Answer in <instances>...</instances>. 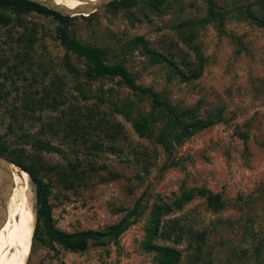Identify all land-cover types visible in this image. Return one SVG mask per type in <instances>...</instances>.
Listing matches in <instances>:
<instances>
[{"label":"rangeland","instance_id":"rangeland-1","mask_svg":"<svg viewBox=\"0 0 264 264\" xmlns=\"http://www.w3.org/2000/svg\"><path fill=\"white\" fill-rule=\"evenodd\" d=\"M22 18V26L0 25V136L12 121L6 107L46 105L58 94L60 109L37 111L25 130L42 137L39 118L49 117L51 149L22 146L48 186L55 227L106 233L79 252L33 240L27 264H160L156 246L180 252L178 264H264V0H135L89 19ZM62 30L101 49L109 71L96 73L94 61L69 51ZM29 37L32 58L20 79H7ZM10 174L36 226V186L12 166ZM198 189L222 206L196 197L161 217L151 239L153 214ZM115 225L124 228L117 238L108 230Z\"/></svg>","mask_w":264,"mask_h":264},{"label":"trees","instance_id":"trees-1","mask_svg":"<svg viewBox=\"0 0 264 264\" xmlns=\"http://www.w3.org/2000/svg\"><path fill=\"white\" fill-rule=\"evenodd\" d=\"M164 0H156L157 4H163ZM135 4V0H123L119 2L118 0H113L107 6L112 10H117L120 8L129 9ZM28 12H36L46 16H54L58 17L62 20H73L72 17H65L57 12H54L44 6L39 5L31 0H0V25L8 26L11 23H16L20 26L23 25V14ZM93 15V14H92ZM84 17L85 19H89L92 17ZM61 39L63 44L68 47L69 51L77 54L79 57H87L90 61L95 62V70L96 73H107L109 70L107 66L102 63V50L96 49L94 47L85 48L84 43L74 41L70 39L69 35L65 33L63 30L61 31ZM25 41V50L26 54L23 58L16 60L13 62L11 66H9L6 71L5 75L7 79L11 77H15L16 80L20 79L23 75V68L31 58L32 54H30L29 50H34V46L36 43V39L33 37H29ZM139 41V39H138ZM21 46H18L17 49L15 47H11L13 53L18 54L17 50L20 49ZM5 64H0V70L4 68ZM121 67V71L125 72V79L124 81L128 84H132L131 75L127 73L126 69L123 66ZM90 73H95L92 71ZM29 88L27 91L24 92V97L30 94ZM20 94V93H19ZM3 99H7V94L2 96ZM58 94L55 93V96L52 102H47L46 105L44 104V99H40L37 103L33 104H22L21 106L13 105L6 107V110H10L11 119L12 121L8 125L7 132L0 136L2 143L0 144V155L7 157L10 162L21 169L23 173H26L29 178L33 181L36 186V197L38 202V210L36 212V226L34 230L33 240L40 239L41 242H45L49 245V248H53L54 244L60 245L63 249L71 251V252H79L85 251L88 247V243L90 240L99 239L106 235V233L98 232L94 230H87L82 232H77L74 234L66 233L58 228L55 227L53 218H52V210L51 206L48 203V186L42 180L37 177V174L34 172L31 164L30 159L34 156L29 154L22 145H29V144H37L41 149H51L52 142L50 139L44 136H48L50 132L55 131V124L54 122L50 121L49 117L44 121L42 118H39L42 121V128L39 132L42 137L35 136L33 134L25 132V130H31L35 127L36 117L34 114L37 111L43 110H50L53 109L54 111H58L61 107L59 102ZM42 105L38 107V105ZM66 111V110H64ZM63 111V116H66L67 113ZM70 113H75L74 110H71ZM75 114L71 115L74 117ZM91 119L92 115L89 114ZM41 117V116H40ZM94 117V116H93ZM153 114L150 116H141L142 118V126H146L149 123H152L151 118ZM91 119H88L91 121ZM73 120V119H72ZM94 120H92L93 122ZM62 123V120L60 121ZM213 123V122H211ZM67 125V124H66ZM24 132L26 134H21ZM29 132V131H28ZM33 135V136H32ZM13 139H16L13 140ZM25 140L26 142L21 143V141ZM17 142V143H14ZM15 144V145H14ZM195 191H188L182 194L180 198L174 200L175 207L170 206V204L164 205L161 210L164 212L158 211L151 217L149 229L151 233H153V239L156 235L160 226H161V217H164L165 214H172L174 210H182L184 206L190 204L196 197H205L206 201L209 205L215 208H219L222 206L219 197L207 195L208 191L198 189ZM173 202V203H174ZM43 230V233L40 231ZM109 234H112L114 238H117L119 234L124 230L121 225H115L108 228ZM43 237L45 239H43ZM146 246L151 248V246ZM34 247V244H33ZM156 249L161 252L160 254V264H178L181 259V254L177 250L173 248H164L161 246H156ZM159 257V258H160Z\"/></svg>","mask_w":264,"mask_h":264},{"label":"bare ground","instance_id":"bare-ground-1","mask_svg":"<svg viewBox=\"0 0 264 264\" xmlns=\"http://www.w3.org/2000/svg\"><path fill=\"white\" fill-rule=\"evenodd\" d=\"M58 13L69 16L89 17L108 0H31ZM113 1V0H112ZM19 175L21 169L12 164ZM10 177V186L3 182L0 173V264H27L33 246L35 212L20 181ZM6 198L7 203L3 209ZM3 210V211H2Z\"/></svg>","mask_w":264,"mask_h":264},{"label":"water","instance_id":"water-1","mask_svg":"<svg viewBox=\"0 0 264 264\" xmlns=\"http://www.w3.org/2000/svg\"><path fill=\"white\" fill-rule=\"evenodd\" d=\"M34 2V1H33ZM112 2V0H108L107 2H105L104 4H101L100 5V7L99 8H101V7H105V6H107L109 3H111ZM36 3V2H35ZM40 5V4H39ZM42 6V5H41ZM44 7H46V6H44ZM46 8H48V7H46ZM98 8V9H99ZM48 9H50V8H48ZM50 10H52V9H50ZM52 11H54V12H57V11H55V10H52ZM58 13V12H57ZM60 14V13H59ZM62 15V14H61ZM64 16V15H63ZM11 166H12V163L9 161V160H7L6 158H4V157H2V156H0V173H1V175H2V178H3V182H5V184H6V186L7 185H9L10 186V177L8 176L9 174H10V172H11ZM7 199L8 198H6V200H5V203H4V194H3V198H2V201H3V209L5 210V208L7 207V206H5L6 205V203H7ZM3 211V210H2Z\"/></svg>","mask_w":264,"mask_h":264}]
</instances>
